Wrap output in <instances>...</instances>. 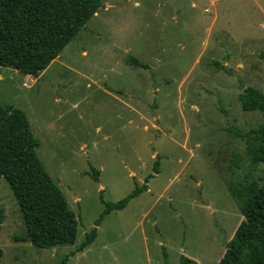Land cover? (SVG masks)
<instances>
[{
  "label": "rangeland",
  "instance_id": "rangeland-1",
  "mask_svg": "<svg viewBox=\"0 0 264 264\" xmlns=\"http://www.w3.org/2000/svg\"><path fill=\"white\" fill-rule=\"evenodd\" d=\"M103 4L38 78L2 69L0 105L27 114L79 226L73 245L18 240L27 230L0 178V264H180L182 255L218 264L244 220L227 182L250 172L264 181L240 136L263 114L239 100L249 87L264 93V0ZM145 184L73 255L103 199L118 202Z\"/></svg>",
  "mask_w": 264,
  "mask_h": 264
},
{
  "label": "trees",
  "instance_id": "trees-1",
  "mask_svg": "<svg viewBox=\"0 0 264 264\" xmlns=\"http://www.w3.org/2000/svg\"><path fill=\"white\" fill-rule=\"evenodd\" d=\"M104 7L103 0H0V75L12 69L38 78ZM135 65L142 64L135 58ZM246 112H261L263 122L240 136L252 171L264 165V93L247 88L239 98ZM40 140L27 114L13 105H0V178L10 186L27 230L26 239L38 248L76 243L79 220L38 155ZM157 159L155 171L159 173ZM98 181L99 171L93 169ZM227 182L244 220L226 245L218 264H264V181L251 175ZM151 175L147 180L152 178ZM137 187L118 202H103L104 212L86 234L76 253L87 249L98 236V226L115 210L148 190ZM0 215V223L3 219ZM180 264H199L182 255Z\"/></svg>",
  "mask_w": 264,
  "mask_h": 264
},
{
  "label": "crops",
  "instance_id": "crops-1",
  "mask_svg": "<svg viewBox=\"0 0 264 264\" xmlns=\"http://www.w3.org/2000/svg\"><path fill=\"white\" fill-rule=\"evenodd\" d=\"M199 263V262H198ZM200 264V263H199Z\"/></svg>",
  "mask_w": 264,
  "mask_h": 264
}]
</instances>
